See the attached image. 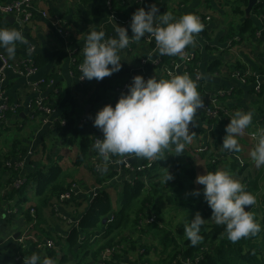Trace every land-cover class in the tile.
Masks as SVG:
<instances>
[{"label": "crops", "instance_id": "crops-1", "mask_svg": "<svg viewBox=\"0 0 264 264\" xmlns=\"http://www.w3.org/2000/svg\"><path fill=\"white\" fill-rule=\"evenodd\" d=\"M159 2L158 9L164 3L170 9L173 8L171 14L174 18L185 13L210 16L211 19L203 26V29L194 34L200 52L199 72L203 79V100L220 106L232 114L236 110L252 113V123L244 130L243 134L237 137L240 144L239 152L223 150L221 144L225 131L221 133L217 129L216 120L208 119L198 112L193 117V124H190L189 131L192 139L185 145L184 153L175 154L174 146H170L166 150L173 152L174 156L182 162L187 161V156L191 158L195 156L199 158V167L203 168L207 161H211L216 165L214 171L224 170L234 178L240 179L244 174L246 175L257 168L249 157V152L257 139L249 137L247 133L261 129L257 122L258 114L254 104L256 95L252 92V88L264 79V73H261V70L264 69V25L262 19L250 13L251 8H248L247 0V4L243 8L244 15L252 20L256 31L253 36L232 45L228 42L229 38H226L227 24L231 22L235 27H238L244 18L241 15L232 14L226 5L219 4L217 0H159ZM33 5L34 13L27 23H21L13 16V22L9 18H5L11 15L0 16V27L18 29L25 37V43L16 44L15 56L10 60H22L33 56L34 61L38 64L37 66L34 64L37 69L31 75H22L11 69H5L0 82V90L5 92L11 106L18 107L17 114L10 115L3 124L7 129H0V156L8 153L13 138L19 139L18 146L24 149V152L10 157L5 162L14 164L25 180V175L31 168L30 161L35 158H43L54 145L52 140L54 136L53 120L62 113L78 114L80 131L84 133L88 131V127L81 124V120L84 118V106L90 105L88 111V116H90L89 113L103 106V104L96 103L95 99L98 96H104L108 99L106 103L114 105L119 95L127 91V89H117L116 87L125 80L132 79L135 74L167 79L170 74L185 73L182 65L184 52L176 55L175 63L172 64L171 69L164 70L156 65L161 55L157 52L156 46L149 47V42L153 39L146 34L139 41H130L128 47L119 52L122 65L119 71L101 80L93 79L90 92L83 95L78 89L80 84L71 67L75 57H81V62L83 60L82 50L87 33L91 29L100 30L103 28L106 37L115 36L116 24L122 25L127 22L130 24L132 13L142 4L138 0H34ZM64 31L67 33H63ZM128 35H132L131 30L128 31ZM0 50L8 58L5 50L3 48ZM215 58L219 59L221 63L216 71L210 73L207 71V66ZM236 65L239 67L237 68ZM49 74H54L55 77H52L46 92L42 91L40 95L41 97L49 95L52 98L53 111L49 119L46 120L42 114H33L31 103L36 94L32 92L30 83ZM239 75H243L245 80L248 76L255 75V83L243 82ZM108 83L113 87L105 88V84ZM95 133V130L91 132L92 135H99ZM100 137L102 138V132ZM57 145L55 148L63 149V152L60 149L63 154L68 151V148L61 144ZM70 152L74 157L77 152L76 145L70 148ZM114 158L110 156L107 171L103 174L97 173L94 168L92 171L88 168L90 164L93 166L95 161L99 160L100 163L101 158L96 152L89 155L87 164L74 167L72 175L76 178L75 184L79 190L77 194H90L105 186L112 199L111 192L114 194L117 192L122 178L125 177L123 167ZM231 159L236 161L239 166H243L241 177V172L226 168L227 162ZM128 161L131 168L138 166L140 168L143 164H150L153 160L130 155ZM131 163L135 166L133 167ZM260 168L263 172L264 166ZM2 172L0 169V258L11 254L20 245L41 257L46 256L47 247L44 243L47 237L40 232L29 231V225L22 214H15V208H8L7 204L13 201L14 195L10 196L11 198L6 196L12 186L10 184L9 187L4 182L6 176ZM108 172H114V175L106 177ZM98 174L101 177L105 176L102 180L104 185L96 184L95 178ZM145 183H148V180L145 179ZM32 192L33 188L28 184L25 195L29 197ZM91 197L92 193L89 199ZM254 197L256 198V195ZM85 206L86 202L82 203L80 207L76 208L75 213L73 209H69L65 205L59 206L61 220L43 212L46 219L42 222V226L57 235L59 239H63ZM98 231V229L95 230V235L89 243L96 239ZM133 232V230L124 229L123 234L125 233L124 236L130 237L131 240H135L138 245L145 236L137 237ZM151 236L154 237L153 233ZM119 246L121 251L118 256L114 257L113 264H140L136 259V252L128 249V241ZM55 250V264H73V252H69L66 247L60 245L56 246ZM62 255H66V259L60 261ZM23 257L21 254H17L14 262H0V264H23ZM102 259L94 261L89 258L84 264H103Z\"/></svg>", "mask_w": 264, "mask_h": 264}, {"label": "trees", "instance_id": "trees-1", "mask_svg": "<svg viewBox=\"0 0 264 264\" xmlns=\"http://www.w3.org/2000/svg\"><path fill=\"white\" fill-rule=\"evenodd\" d=\"M217 1H219V4L226 5L232 14L241 15L244 18L238 27H235L231 22L227 24L226 38L236 37V39L231 40L232 45L254 35L256 27L252 24V20L244 15L243 11L247 0ZM152 3H156L158 7L160 6L159 0H147L142 3L141 7L147 10ZM172 9L164 3L159 12L171 13ZM250 13L261 17L264 25V0H256L250 9ZM125 28L128 31L130 30L129 22L125 23ZM154 46V40H150L149 47ZM187 50L192 51L193 56L186 63L184 69L196 81L203 100V79L201 76L199 78L194 77L196 72H199L200 60V52L196 42H194V46H186L184 51ZM28 58H32L34 61L33 56ZM175 59L176 56H160L156 65L164 70L171 69ZM33 63L36 66L38 65L35 61ZM33 63L31 62L32 66H34ZM80 63L81 57H75L71 68L76 77L81 75L77 67ZM220 63V60L215 58L208 64L207 71L210 73L216 71ZM236 67L238 68L239 65H236ZM261 73H264V69L261 70ZM52 77H55V75L49 74L44 77L45 83L41 85L43 93L46 92ZM255 79V75H250L246 78V81L255 83ZM92 81L93 79H83L81 81L78 86L81 94L86 95L90 92ZM255 86L252 88V92L256 95L254 104L258 114L257 122L262 129L264 128V79L256 83ZM107 87H113V85L110 83L105 84V88ZM95 101L98 105H105L108 99L104 96H98ZM40 102L50 107L53 105L52 98L49 95L47 97L42 96ZM38 105V98L35 96L31 103L34 110L33 114L44 116V112L40 110ZM17 112V106L14 109H8L5 111V118L8 120L10 115L13 113L15 115ZM96 112L97 110L89 113L90 116L82 118V126L88 127V131L84 133L80 131V117L78 114L72 115L64 112L55 118L53 120V144L68 146V150L76 145L77 152L75 156L69 163H66L65 155L51 148L43 158H35L30 161L31 168L25 175V182L19 188H10L8 190L9 194L6 195L11 198L10 196L16 193L13 201L8 203L7 206L10 209L15 208V214H22L29 225V231L40 232L53 242L54 247H47L46 256L56 259L55 248L60 245L66 247L69 252H73V264H84L89 258L94 261L102 259L101 257L106 249H109L111 252L102 259V263L113 264L114 257L118 256L121 251L119 245L128 241V249L136 252V259L140 264H153V262H148V259H145L148 253L154 250L152 244L142 241L137 245L135 240L125 237L123 232L124 229L127 231L133 230L137 237H148L151 233H154V227H157L158 232L155 233L154 237L158 235L156 238L158 241L157 247L160 246L159 249L163 255L157 261V264H264V187L257 201L248 209L256 222L260 224V232L255 236L241 238L233 243L227 239L224 226L216 225L208 219L211 209L203 197L195 202L197 196L191 195V190L194 189L193 181L199 173H197L194 166L197 160L195 161L190 156H187V165H185L174 156L173 152L164 150L162 159L153 160L149 165L145 163L138 169L134 168L133 172L130 168L122 166L125 177H127L122 178L115 200L111 199L108 188L105 186L98 189L90 199V194L78 195L72 188L76 178L73 177L69 169L70 167L82 165L91 153H97L92 147L95 135L91 134L94 130L95 134L100 133L99 128L93 125ZM228 122L229 119L222 118L217 122V129L223 133ZM0 125L2 126L0 129H7L2 122H0ZM18 144L19 139L13 138L8 153L0 156V169L3 171L2 174H5L4 182L9 187L18 170L14 164L8 165L5 161L24 152V149L20 148ZM112 157L118 159L117 156ZM131 165L135 166L132 163ZM215 166L211 161H207L203 169L207 171V168H209L210 171L214 172ZM226 166L228 170L237 172L244 169L243 166H239L232 159L227 162ZM88 168L92 171V164ZM168 172L171 173L173 179L165 183L163 176ZM108 173L106 177L114 175V172ZM104 177L98 174L95 178L96 184L104 185L102 184ZM145 179L148 180V183H145ZM263 179L264 171L262 172L259 167L236 180L243 185L245 191L255 196L259 189V183ZM28 184L33 188V192L29 197L25 195ZM67 192L70 193L69 198H63V195ZM84 202H86V206L83 212L79 215L75 224H72L73 226L63 239H59L57 235L52 234L45 226H42V222L46 219L43 212L61 220L59 206L65 205L67 208L73 209L75 213L76 208ZM163 206H166L168 210H162ZM176 210H178L180 218L173 220L172 217H176L173 211ZM197 211L207 220L200 230L203 239L197 245L192 246L185 237L183 229L184 224ZM164 218H166L165 221H163ZM97 229L99 231L96 239L89 243ZM124 251H126V248H124ZM33 253L20 245L11 254L0 258V262H14L17 254L28 257ZM65 259L66 255H62L59 260Z\"/></svg>", "mask_w": 264, "mask_h": 264}, {"label": "clouds", "instance_id": "clouds-1", "mask_svg": "<svg viewBox=\"0 0 264 264\" xmlns=\"http://www.w3.org/2000/svg\"><path fill=\"white\" fill-rule=\"evenodd\" d=\"M128 29L117 25L115 36L106 37L103 28L91 29L84 40L83 60L78 65L79 79L101 80L122 67L119 52L128 47L130 41H139L150 36L161 56H176L186 46H194V34L203 29L199 17L185 13L173 17L171 13H160L156 3L137 8L131 16ZM17 43H25L22 32L15 28L0 27V48L9 59L14 58ZM198 85L187 73L170 74L167 79L151 76L145 79L135 74L127 91L122 92L115 104L106 103L97 110L93 125L100 129L102 138L97 137L92 147L101 157L97 171L105 173L110 156L123 160L129 155L159 160L163 151L174 146L175 154L184 153L185 145L191 142L190 124L197 109L203 107ZM225 126L222 149L240 151L237 137L252 123L250 111L236 110ZM257 141L249 152L257 168L264 166V128L257 130ZM173 179L171 173L163 181ZM195 183L202 185L203 199L211 209L210 219L224 226L227 239L233 243L261 230L253 215L247 210L255 203V197L245 191L243 185L224 170L205 171L197 174ZM200 189L191 190L199 196ZM207 219L199 211L184 224V235L190 245L202 239L201 226ZM23 264H55L53 258L33 253L23 257Z\"/></svg>", "mask_w": 264, "mask_h": 264}, {"label": "built area", "instance_id": "built-area-1", "mask_svg": "<svg viewBox=\"0 0 264 264\" xmlns=\"http://www.w3.org/2000/svg\"><path fill=\"white\" fill-rule=\"evenodd\" d=\"M33 1L34 0H11V1H0V16L3 15H11L13 16L16 20H18L21 23H27L33 16L34 10H33ZM139 3H144L145 0H138ZM42 14H44V12H42ZM197 17H199L200 22L203 24V26L211 19L209 15H198ZM125 27V23H123L122 25ZM58 31H61V29H58ZM63 33H67V31H64ZM149 38H151L150 36H148ZM232 39H236V37L234 36L233 38H229L228 42L231 44V40ZM194 42L195 39H194ZM193 56V52L190 50L184 51V56H183V60H182V65L183 68L185 67L186 63L192 58ZM0 82L3 79V72L5 69H11L14 72L18 73V74H22V75H31L33 74L37 67L32 66L31 62L33 63L32 58H24L22 60H10L8 59L5 54L0 50ZM156 63V61H155ZM34 64V63H33ZM78 67V65H77ZM185 73H187L185 71ZM188 74V73H187ZM237 74V73H236ZM143 77L145 79H147V75H143ZM195 78H199L200 77V72H196ZM80 75L77 77V80L79 82V84L81 83V81L83 79H79ZM239 78L245 82V78L243 75H239ZM132 79H127L125 80L123 83H121L119 86H117V89H127V85H129L131 83ZM52 81V79L50 80V82ZM45 83V79L44 77L39 78L36 81H33L30 83V87L32 92H34L36 94V97L38 98V102L39 105L38 107L40 108V110H42L44 112V118L46 120L49 119L53 109L50 106H46L45 104L41 103V94H42V90H41V85ZM256 87V86H255ZM204 106L197 109L198 113H201L203 115H205V117H207L208 119H212V120H216L217 122L219 120H221L222 118H227L230 119L229 117L232 115V113H230L228 110L220 107V106H216L213 105L211 102L208 101H203ZM14 109L15 107L11 106V104L8 101V98L5 94V92L3 90H0V122H2L3 124H5V122L7 121V119L5 118V111L8 109ZM260 128V127H259ZM99 130V135L94 137L93 139V144L95 142V140L97 139V137L101 136V131ZM249 135V137H252L254 139H257V130L256 131H251L247 133ZM129 158L130 155L127 156L123 162H118L121 158L118 157V159L116 160V162L118 164H121V166H125L131 169V172L134 171V168H131L130 164H129ZM99 163L98 161H95L93 163V168L95 169L96 172L97 168L96 165ZM6 164H8V162H6ZM149 164V163H148ZM147 164V165H148ZM10 165V164H8ZM139 167L135 168L138 169ZM25 182V177L22 176L20 174V172H18L16 174V176L13 178L12 182H11V186L12 188H19L23 183ZM73 190L78 193V188L76 186V184L72 185ZM96 192V191H95ZM95 192H91L92 195H94ZM88 193V192H86ZM90 193V195H91ZM70 193H65L63 195V198L68 199L69 198ZM44 245L46 247H51L53 246V242L50 239H46ZM111 250L106 249L103 257L105 258L108 254H110Z\"/></svg>", "mask_w": 264, "mask_h": 264}, {"label": "rangeland", "instance_id": "rangeland-1", "mask_svg": "<svg viewBox=\"0 0 264 264\" xmlns=\"http://www.w3.org/2000/svg\"><path fill=\"white\" fill-rule=\"evenodd\" d=\"M2 126L0 125V128H1ZM57 144H54L51 148L52 149H54L55 151H60V147H59V149L58 148H55V146H56ZM58 146V145H57ZM63 147H66V148H69L68 146H63ZM62 147V148H63ZM61 151L63 152V149H61ZM65 152V151H64ZM64 155H65V162L66 163H69V161L70 160H72L73 159V155L71 156V152H70V150H68L67 152H65L64 153ZM195 161H196V163L194 164V166L195 167H197L196 169H197V173H199V174H203L206 170H204L203 169V167H199L200 166V164H199V158H197V157H192ZM89 162V156L84 160V163L83 164H87ZM185 165H187V161H184L183 162ZM69 171L71 172V174L73 173V171H74V167H70V169H69ZM207 171H210V169L209 168H207ZM243 175V173L241 172V174H240V177ZM196 178V177H195ZM193 184H194V189H200L201 190V194L199 195V196H197L196 197V200H195V202H197V201H199L200 199H202V197H203V195H202V189H203V186L202 185H199V184H196L195 183V179H194V181H193ZM263 187H264V179L262 180V181H260V183H259V189H258V192L256 193V195H257V198H255V201H257V199L259 198V196H260V193H261V191H262V189H263ZM16 196V193L14 194V196L13 197H15ZM111 196H112V200H115L116 199V193L114 194L113 192H111ZM162 210H168V208L166 207V206H163V209ZM250 212V211H249ZM173 213L176 215V217L175 216H173L172 217V219L173 220H177V219H179L180 218V216L178 215V210H176V211H173ZM60 216V215H59ZM166 220V218H164L163 219V221H165ZM155 229L153 230V236L155 235V233L156 232H158V229H157V227H154ZM156 230V231H155ZM122 233V232H121ZM134 233V232H133ZM123 235H126L125 233L123 234ZM158 236V235H157ZM157 236H155V237H152L151 235H149L148 237L147 236H145V237H143V241L144 242H147V243H150V244H152V249H154V250H152V251H150L149 253H148V255H147V257H145V259H148V262H153V264H157V261L159 260V259H161L162 257H163V255H162V251L159 249V247H157L158 246V241H157ZM142 237V236H141ZM141 243V242H140ZM146 264V263H145Z\"/></svg>", "mask_w": 264, "mask_h": 264}, {"label": "water", "instance_id": "water-1", "mask_svg": "<svg viewBox=\"0 0 264 264\" xmlns=\"http://www.w3.org/2000/svg\"><path fill=\"white\" fill-rule=\"evenodd\" d=\"M255 1L256 0H248V8L250 9L251 8V6L255 3ZM246 11H248V9H246ZM246 13H248V12H246ZM5 18H9L12 22H13V20H14V18L12 17V16H6ZM0 65H1V62H0ZM89 108H90V105L89 104H86L85 106H84V113H83V117L84 118H86L87 116H88V111H89ZM97 191V190H96ZM250 208V207H249ZM248 208V209H249ZM247 209V210H248Z\"/></svg>", "mask_w": 264, "mask_h": 264}]
</instances>
